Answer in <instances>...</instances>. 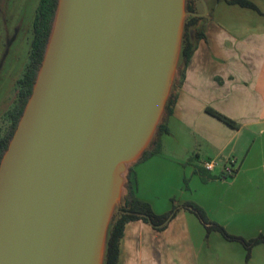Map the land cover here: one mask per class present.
Masks as SVG:
<instances>
[{
	"label": "water",
	"instance_id": "95a60500",
	"mask_svg": "<svg viewBox=\"0 0 264 264\" xmlns=\"http://www.w3.org/2000/svg\"><path fill=\"white\" fill-rule=\"evenodd\" d=\"M187 2L59 0L0 165V264H105L128 166L179 85Z\"/></svg>",
	"mask_w": 264,
	"mask_h": 264
},
{
	"label": "crops",
	"instance_id": "0c3cea01",
	"mask_svg": "<svg viewBox=\"0 0 264 264\" xmlns=\"http://www.w3.org/2000/svg\"><path fill=\"white\" fill-rule=\"evenodd\" d=\"M250 1L260 13L226 0L196 2L197 12H205L199 23L205 38L181 68L184 77L163 123L169 133L160 137L156 155L133 166L135 194L157 215L171 212L174 199L182 206L163 231L143 221L129 223L120 264L125 247L127 264H264V243L248 259L241 242L208 232L183 208L198 204L212 221L245 240L264 236V0ZM211 160L219 165L208 172L203 163ZM229 160L236 161L233 177L224 175Z\"/></svg>",
	"mask_w": 264,
	"mask_h": 264
},
{
	"label": "trees",
	"instance_id": "16d2710c",
	"mask_svg": "<svg viewBox=\"0 0 264 264\" xmlns=\"http://www.w3.org/2000/svg\"><path fill=\"white\" fill-rule=\"evenodd\" d=\"M230 5H238L241 8L250 9L257 13H260L258 7L250 0H226ZM59 0H40L34 23H33V41L31 44V50L29 54V62L26 66L23 77L19 79L18 86V100L9 117L11 120V127L7 134L0 137V165L6 150L9 147V143L13 138L15 131L19 125V122L24 114L25 108L32 96L34 86L37 80L38 73L41 69L44 61L45 53L49 43L50 35L52 32L53 24L58 9ZM187 10L191 15L187 18L184 28L183 37V57L184 65L189 62L192 55L195 52L197 43L205 38V34L202 29L199 28L201 18L193 16L196 13V0H188ZM181 79L184 77V71L180 72ZM180 84V82H179ZM179 86V85H178ZM176 97L173 94L169 104L167 106V116L172 113L173 106L175 104ZM207 113L223 121L231 127L237 128L236 122L231 118L223 115L213 108H207ZM169 133V129L163 124L159 127L157 138L152 143L151 149L145 152L141 161H145L160 150V137ZM203 174L201 171H199ZM134 170L130 168L128 175V197L125 206L115 215L106 254L105 264H120L121 258V242L125 236L126 226L135 221H143L151 224L157 231H163L166 229L167 224L176 215L178 210L171 211L165 215H157L152 206L139 199L135 194V179L133 177ZM235 175V173H234ZM233 175V176H234ZM231 176V177H233ZM184 209L194 213L201 223L206 227L208 232H219L228 241L241 242L248 251L247 258L250 257L251 249L258 244L264 243V236H261L254 240H245L241 237L231 235L223 226L212 221L206 211L199 205L193 202H187Z\"/></svg>",
	"mask_w": 264,
	"mask_h": 264
},
{
	"label": "rangeland",
	"instance_id": "374dc122",
	"mask_svg": "<svg viewBox=\"0 0 264 264\" xmlns=\"http://www.w3.org/2000/svg\"><path fill=\"white\" fill-rule=\"evenodd\" d=\"M40 0H0V137L11 127L9 112L18 100V81L23 77L29 62L33 41V23ZM181 77L179 82H181ZM129 164V168H133ZM198 205V204H197ZM177 200L172 210L181 208ZM130 230V229H129ZM130 253L125 247L123 262Z\"/></svg>",
	"mask_w": 264,
	"mask_h": 264
},
{
	"label": "built area",
	"instance_id": "2783aa9c",
	"mask_svg": "<svg viewBox=\"0 0 264 264\" xmlns=\"http://www.w3.org/2000/svg\"><path fill=\"white\" fill-rule=\"evenodd\" d=\"M235 164H236L235 160H229L227 162V165L224 167L225 176L231 177L234 175ZM218 165H219V162L217 160L206 161L203 163L204 169L208 172L215 171Z\"/></svg>",
	"mask_w": 264,
	"mask_h": 264
}]
</instances>
